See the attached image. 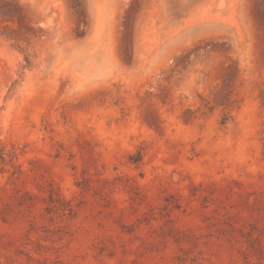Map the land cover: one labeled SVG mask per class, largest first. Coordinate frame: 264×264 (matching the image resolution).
I'll use <instances>...</instances> for the list:
<instances>
[{
	"label": "rangeland",
	"instance_id": "rangeland-1",
	"mask_svg": "<svg viewBox=\"0 0 264 264\" xmlns=\"http://www.w3.org/2000/svg\"><path fill=\"white\" fill-rule=\"evenodd\" d=\"M0 264H264V0H0Z\"/></svg>",
	"mask_w": 264,
	"mask_h": 264
}]
</instances>
